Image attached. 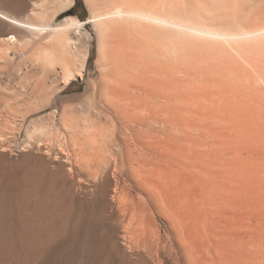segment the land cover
Here are the masks:
<instances>
[{
  "label": "bare ground",
  "instance_id": "6f19581e",
  "mask_svg": "<svg viewBox=\"0 0 264 264\" xmlns=\"http://www.w3.org/2000/svg\"><path fill=\"white\" fill-rule=\"evenodd\" d=\"M73 3L0 0V63L31 60L34 93L84 69L88 24L100 70L92 116L54 113L53 167L34 156L39 167L0 172V264H95L76 249L96 244L82 201L96 225L110 219L99 264H264V0H84L86 21L54 23Z\"/></svg>",
  "mask_w": 264,
  "mask_h": 264
},
{
  "label": "rangeland",
  "instance_id": "374dc122",
  "mask_svg": "<svg viewBox=\"0 0 264 264\" xmlns=\"http://www.w3.org/2000/svg\"><path fill=\"white\" fill-rule=\"evenodd\" d=\"M74 2L75 3H73V5L69 9L70 13L66 12V13H62V15L61 14L58 15L53 20V22L59 25V24H61L63 22L65 17H72V18L78 19L81 22L86 21L87 16H88V12H87V8L85 7L86 5L84 3V0H74ZM16 14H19V13L16 12ZM20 14H21V16H26V15L29 14V12H24V14L22 12ZM28 16L31 17V18L34 17L33 19H34V21L36 23H39V22L40 23H44V21L41 22V20H39L36 17V15H34V16L32 15L33 17L31 15H28ZM84 28H85V30H81V32L82 31L83 32L78 36V38L80 37L79 41L81 43H83V48H81L82 53L84 54L86 52L85 54H87V60H86L84 69L82 71L79 69L80 68V66H79L80 62L75 66L76 69H74V71L76 70L77 72L73 73L72 76L67 74V73H62V72H60V69H58L57 70L58 77H57L55 82H58L56 86H58V85H59V87L61 86V89L59 91H51L53 88L49 87L51 90H48L49 89L48 88L43 93H42L43 90L42 91H38V92L35 91V93H37V94H35L34 90H33L34 89L33 87H35L39 83V82L36 83L35 80L38 79L40 81L41 77H39V76L43 75V73H41V69L39 70V68L36 65H34L31 60H29L27 58L24 59L23 57H21L20 54H19L20 56L18 57V52H16V53L12 52V55H13L12 59H14L12 61L16 65L14 63H12L9 66V64H3L4 62L0 63V67L4 66L3 69L0 68L1 69L0 70V167H1L0 172H4V171L5 172L18 171V170H21L22 168L25 169L27 167L28 168L29 167H34L35 164L36 165L39 164V165H37V167H39L40 166V160H36V159H37V157H41V156H42L41 158L45 159V161H46V163H45L46 165L44 164V167L46 169H48V170H49V168L51 169L53 167V164L51 163V161L52 162L54 161L52 159L55 158V154L59 151V148H58L57 145H55V144H52L51 146L47 145V144H51L48 140H50V138L56 132V131L54 132V130H55L54 113L56 111H58V110L59 111H62V110L64 111V110L68 109V107H69L70 110L68 109L67 110L68 112H70L71 110L72 111L81 110L82 112L85 111V113L88 114L87 116H89V117H90V115L92 116V112L90 111L91 109H89L87 107L89 105L87 97L91 98V95H92L91 93L93 92V86H94L95 82H97V80H98L97 78L100 75L99 74L100 70H97V69H99V67H98L99 66L98 62L99 61H97V60H99V52H98V49H99L98 47L99 46H98V42H97L98 41L97 36L94 33V30H93L92 26L90 24H88ZM4 31H5V33L8 32L7 30H4ZM0 32H2V34L4 33L3 30L0 31ZM71 32H73V30H71ZM2 34L0 33V36ZM85 34H87L89 36L91 35L89 40L85 39ZM81 37H83V38H81ZM84 43H86L85 46H84ZM16 59H18V61L20 60V62L24 61V63H20ZM26 60H28L29 63H28V61L26 62ZM25 63H27V64H25ZM25 65L27 66V68H26ZM32 66H34V67L36 66L37 68L36 67L34 68ZM26 69H27V71H26ZM32 72H35V73H32ZM35 74H37V75H35ZM69 76L71 77V79H70V83L71 84H68L67 86H64L65 83H66V80L68 78H70ZM31 79H33V80H31ZM27 86H28V88H27ZM86 88L88 89V91H87ZM52 92H55L56 94L51 96L50 93H52ZM44 93H45L46 96H44ZM85 95H87V97ZM79 96H81V100H80ZM77 97H79V100H78ZM48 98L51 99V105L48 108H46L45 110L39 111V112H34V113L31 112V110L38 108V106L41 107L42 105H45V103H47V101H48L47 100ZM82 98H84V99H82ZM85 98H87V99H85ZM84 100H85V102L83 103L82 101H84ZM82 103L85 104V105H83ZM79 104H82V105H79ZM35 105L36 106L38 105V106L36 108H34ZM65 105H67V106H65ZM64 106H65V109H64ZM83 106H84V110H82ZM74 108H75V110H74ZM76 108H77V110H76ZM28 109H30V110H28ZM24 114H26L27 116H25L24 122H22ZM49 115H51V116H49ZM42 121H43V123H42ZM29 124H32V125H29ZM38 124L39 125L43 124L45 127H48L49 131H51V133L48 131L49 133L46 132L47 135L43 134V137H42V135L40 136V134H38V133H36V134L34 133L33 135L32 134L31 135L30 134L27 135L25 129L27 128L29 130V133H30L33 130L32 129L33 126L34 125L37 126ZM19 128H21V130ZM37 137H39L40 139L37 138ZM30 138H32V139H30ZM46 140H47L48 143L46 142ZM33 142H34V144H33ZM27 145L30 146V147H28ZM53 145H55L57 148L55 146H53ZM52 146L55 147V148L53 149ZM37 149L41 153L39 151H37ZM55 150H56V152H55ZM52 153H54V155ZM39 154H40V156H38ZM34 156H37V157H34ZM50 156H52V157H50ZM36 165H35V167H36ZM76 177L74 178L75 182H73L76 187L83 186L84 185L83 182L85 184L87 183L86 180H84L87 177L82 178V176L80 174H77ZM79 178H80L81 181L79 180ZM81 182H82V184H80ZM76 187H75V189H76ZM75 192H77V193H75L76 195L73 192L70 195H67V198H66V200L68 199L67 202L71 198L70 201L72 200L71 201L73 203L72 206H73V208L75 206V209L77 210L76 211L75 209H73L75 212L74 211L71 212V214H70L71 219L69 218V222L71 221L70 223H72V225H73L74 220L76 219V217L80 213H82V212H80L81 208H79L78 206H81L82 204H83V206L85 205V208H83V210H85V211H83L84 214L82 213V215L83 216L85 215L84 218H87L88 219V223H90V224H89V227H87L83 232L84 233L86 232L85 235L87 233H91L92 232L91 235L93 234L92 236L96 240L95 241L96 242L95 246L90 248V246H88L87 243H86L87 239L89 238L88 236L90 234L89 235L87 234L88 238L86 236H84V234H82L86 238V240H83V242L81 241L83 245L81 246V243H80L76 247V249L78 248L77 250H79L82 255L84 254V257L88 256V255H91L92 259L96 260L95 264H99L100 260L97 258V256H95V254H97L98 251L100 252V254L103 251H109L110 250V252H112V250L110 248L111 247L110 244H106V245L103 246L102 241H101V237L102 236H100V235H103V231L102 230H104V228H106L105 226L108 225L107 223L110 222L109 221L110 219L107 217L108 214H106L105 217H107V218H103V222L100 221L97 224L98 225L97 226L96 225V221H94V217L96 216L95 208L93 209L92 208L93 206L88 201H86V202L89 205L85 201H84V203H83V201L80 202L78 200V198H81V197L79 196L78 190L76 189ZM68 196L69 197L71 196V197L68 198ZM70 201L67 203V205L70 204V206H71V202ZM79 202L82 203V204H79ZM90 206H92V207L90 208ZM86 207L88 208V210H86ZM91 210H93V211L91 212ZM78 212H80V213H78ZM73 213H75V214H73ZM92 213L94 214L93 215L94 217L92 216ZM74 215H76V216H74ZM86 215H87V217H86ZM90 215H91V217H90ZM105 219H107L108 221L105 220ZM104 223L107 224V225H105ZM69 225L70 226H69L68 230L70 231L71 230L70 229L71 228V224H69ZM99 228H101V230ZM101 231H102V233H101ZM80 247H82V248H80ZM81 249H82V251H81ZM113 254H114V257H115V255L118 256V257L116 256L115 259L119 258L120 254H117L115 252H113ZM64 263L66 264L67 262H63V264ZM128 264H132V263L130 262Z\"/></svg>",
  "mask_w": 264,
  "mask_h": 264
}]
</instances>
